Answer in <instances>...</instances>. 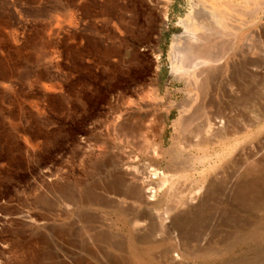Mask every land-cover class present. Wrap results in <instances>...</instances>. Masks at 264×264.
I'll list each match as a JSON object with an SVG mask.
<instances>
[{
  "label": "rangeland",
  "instance_id": "rangeland-1",
  "mask_svg": "<svg viewBox=\"0 0 264 264\" xmlns=\"http://www.w3.org/2000/svg\"><path fill=\"white\" fill-rule=\"evenodd\" d=\"M118 1L120 27L115 0H0V264H264V0ZM197 4L213 19L222 10L239 18V45L246 53L256 46V128L247 125L250 102L220 88L214 101L227 115L224 129L245 125L238 143L230 136L194 150L208 155L204 163L187 151L182 161L191 168L170 181L179 194L160 197L162 206L159 194L149 197L147 218L133 226L141 208L107 187L113 156H135L133 170L149 161L129 144L117 147L113 124L136 113L128 102L149 103L140 113L146 124L163 116L168 147L177 105L188 98L173 76L172 47L189 23L204 32ZM147 134L139 139H157ZM260 175L246 198L237 192Z\"/></svg>",
  "mask_w": 264,
  "mask_h": 264
},
{
  "label": "bare ground",
  "instance_id": "bare-ground-1",
  "mask_svg": "<svg viewBox=\"0 0 264 264\" xmlns=\"http://www.w3.org/2000/svg\"><path fill=\"white\" fill-rule=\"evenodd\" d=\"M200 5L197 4L193 8V17L203 27L202 31L205 29L204 32L198 35L195 32L196 25L189 23L187 28L184 27L187 30L186 33L177 37V40H181L182 43H178L172 47L173 76H176L180 81H184L188 98L184 99L180 105H177L178 103L173 105L178 106L179 113L172 122L174 134L168 147L164 146L163 138L160 135L163 116L157 115L149 124H146V121H148L146 116L140 113L142 109H147L151 106H149V103L147 104L141 101L133 105L134 101L128 102L130 105L129 108L136 110V113L131 114L127 111L125 114L117 115V121L113 124L114 134H112L118 142V144L116 143L117 147L120 149L121 144H129L142 154V157L149 161V164L145 163L146 166L142 170L137 169V165L135 166L136 170H133L135 169L132 166L133 162H136L135 156L125 151L122 153L116 152L113 156L116 176L108 181L107 187L117 200H129V202L134 203V206L137 205L141 208L140 211L130 217V225L132 223L133 226L145 221L147 218L145 213L147 206L154 205V203L162 206V202L158 201L160 197H164L165 200L168 196L173 197L174 194H179L180 190L176 192L175 185L172 186L170 181L174 176L180 174V172H186L191 168V165H187L182 161V159H185L184 155L187 151L191 158L203 160L202 163H204L209 158L206 157L208 155L204 157L197 156L192 153L194 150H209L215 142L218 140H226L230 136L238 143L245 125L242 127L235 124L231 130L229 128L224 129L225 122H228L227 115L225 112L219 113L220 111H217L216 105L218 103L215 105L214 101L217 91L220 88H222L224 96L230 100L233 99L235 91L239 90L242 98L250 102V111L253 114V118L250 117L251 119H248L250 124L247 125L252 129L256 128L257 118L255 113L256 109L258 110L256 100L260 84L256 71V63H258L255 58L256 46L254 48L250 47L252 48L251 51L246 53L244 51L245 47L243 48V45H239L243 40L240 34L241 26L239 24V18L236 17L228 20L225 18V11L223 12L222 10V12H217L213 19L209 14L202 13ZM226 7L234 10L235 14L238 12L234 7L228 5ZM120 10L121 6L119 1L115 0L113 16L119 27L123 23ZM248 46L246 47L248 48ZM118 47L116 44L113 48L114 50H119ZM106 51L107 49H103V53H106ZM237 60L240 63H237ZM157 93L152 98L155 102L159 100ZM148 95L151 96L150 94ZM132 105L136 108L132 107ZM167 112L169 114L170 110ZM145 133L150 134L149 138L154 137L157 139L153 140L151 138L152 142L144 143L139 137ZM236 153V160L239 164L240 158L238 152ZM162 162L165 163V165L163 164L164 167H162ZM260 177L262 176L256 177L257 180L250 181L244 179L239 185L237 192L246 198L247 190H253L257 182H261L259 180ZM200 193L201 195H205L207 191L205 192L200 188ZM149 197H156L157 199H155L157 201L155 200L154 203H151ZM124 203L126 204V202ZM176 208L177 203H171V205H168L164 209V215L171 214ZM111 211L116 214L120 213V211L114 208ZM148 257L149 255L146 253H137V251L135 253V258L137 259Z\"/></svg>",
  "mask_w": 264,
  "mask_h": 264
}]
</instances>
